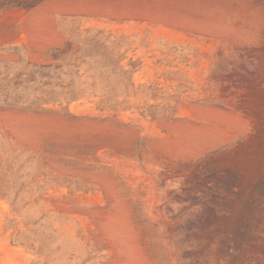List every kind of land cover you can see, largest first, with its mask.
I'll list each match as a JSON object with an SVG mask.
<instances>
[{
	"label": "rangeland",
	"instance_id": "obj_1",
	"mask_svg": "<svg viewBox=\"0 0 264 264\" xmlns=\"http://www.w3.org/2000/svg\"><path fill=\"white\" fill-rule=\"evenodd\" d=\"M0 264H264V0H0Z\"/></svg>",
	"mask_w": 264,
	"mask_h": 264
}]
</instances>
